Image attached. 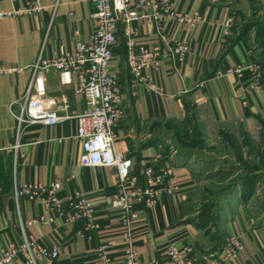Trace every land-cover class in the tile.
<instances>
[{"label":"crops","instance_id":"crops-1","mask_svg":"<svg viewBox=\"0 0 264 264\" xmlns=\"http://www.w3.org/2000/svg\"><path fill=\"white\" fill-rule=\"evenodd\" d=\"M25 2L0 1L5 14L0 18V65L19 71L0 76V248L19 243L21 224L32 222L24 228L26 235L57 247L59 252L56 259L38 264H99L96 247L103 242H113L110 258L115 264H122L120 214L105 203L106 197L116 193L115 172L81 166V142L73 140L74 120L54 127L31 125L18 133V123L13 117L20 111L19 104L32 75L30 66L37 56L42 53L43 57H49L59 49L73 52L76 40L87 41L94 30L91 20L94 11L88 0H39L44 9L41 13L14 15L24 8ZM235 2L174 0L176 10L195 14L199 21L191 31L172 27L165 41L157 38L151 23L143 20L135 23L137 43L150 51L157 48L162 55L166 54L167 47L175 41H187L191 49L177 70L163 58L156 78L162 95L151 93L144 85L132 86L122 30L117 34L119 42L109 69L119 74L127 112L115 130V149L131 157L134 174L155 161L172 169V177L159 187L161 195L154 207L147 210L140 204L133 206L137 215L132 225L134 245L142 262L156 258L164 264V251L170 242H175L179 250L191 247L196 264L220 262L219 252L224 243L217 244L212 234L205 235L184 210L197 187L195 164L168 155V141L160 126L182 125L192 114L199 113L202 122L237 125L254 141L264 135V72L258 85L246 71L236 72L247 63L251 53L264 66V46L255 43L258 24L234 42L235 8H245ZM56 3L58 6L53 9ZM252 3L258 14L264 13V0ZM46 92L57 105L66 106L69 115L85 110L83 99L72 88L62 86L56 72L47 77ZM17 141L18 149L9 151ZM52 182L61 184L57 193L61 212L54 216L53 222L40 223L39 218H48L50 214L41 205L16 200L13 188L15 184ZM171 182L173 190L165 191V184ZM76 192L87 196L95 208L98 229L91 241L78 234L83 222L67 221L70 209L66 198ZM226 210L228 217L222 218L216 232L224 239L238 236L244 250L236 259L223 264H264V225L257 224L250 202H243L235 193L226 202ZM12 264H24V259Z\"/></svg>","mask_w":264,"mask_h":264},{"label":"built area","instance_id":"built-area-1","mask_svg":"<svg viewBox=\"0 0 264 264\" xmlns=\"http://www.w3.org/2000/svg\"><path fill=\"white\" fill-rule=\"evenodd\" d=\"M3 1V0H0ZM15 1V0H8ZM174 0H88L93 9L91 20L93 32L87 41H75L74 51L55 50L49 57L42 53L31 64V79L25 94L19 104L20 111L13 114L18 133L27 126L44 125L54 127L67 120H74L76 132L74 141L81 142L82 153L80 164L84 168H109L115 172L117 183L116 193L105 198V203L111 209L119 212L123 231L122 264H160L154 258L150 262H142L134 245L132 225L137 215L133 206L143 205L145 208L154 207L161 195L159 187L172 177V169L165 164L155 161L143 167L138 173L132 172V159L129 155L115 149V130L125 117L126 108L119 86V74L111 72L113 51L119 40L120 29L123 33L126 49V66L133 87L144 85L151 93L162 95V89L156 84L163 58L168 59L177 70L184 64L191 52L187 41H175L167 47L166 54L159 49L148 50L136 41L138 31L135 23L146 21L153 25L155 35L160 41H165L168 31L174 26L186 27L189 31L195 28L199 18L195 14L182 13L174 8ZM58 6L55 4L54 8ZM43 7L39 0H26L22 10L14 15L35 16ZM0 7V18L4 17ZM54 12L51 14V27ZM261 63L252 53L244 66L236 72L246 71L252 81L258 85L261 81ZM17 69H8L0 65V76L18 73ZM58 73L60 84L72 88L85 102V110L80 114L69 115L66 106L57 105L47 96L46 80L51 73ZM155 81V82H154ZM18 141L9 151H16ZM165 191L173 190V183L165 184ZM13 197L16 200H26L32 205H41L50 214L48 218H39L40 223H51L54 216L61 212V200L57 193L61 184L52 182L50 185L26 183L15 184ZM69 206L70 223L83 222V228L78 233L80 238L91 241L93 233L98 229L95 223V208L89 198L81 193H73L66 198ZM32 222L21 224L22 239L19 243H9L0 248V264H12L19 258L24 264H38L52 261L59 256L58 248L47 246L39 239L28 236L24 228ZM164 251V264H196L193 249L189 246L182 250L175 242L168 243ZM113 242H103L96 247V260L99 264H115L110 258ZM244 250L238 236H228L220 248L219 264L236 259Z\"/></svg>","mask_w":264,"mask_h":264},{"label":"rangeland","instance_id":"rangeland-1","mask_svg":"<svg viewBox=\"0 0 264 264\" xmlns=\"http://www.w3.org/2000/svg\"><path fill=\"white\" fill-rule=\"evenodd\" d=\"M235 1L245 8H235L234 39L258 24L255 43L264 46V13L258 14L253 0ZM160 127L168 141V155L195 164L197 187L184 210L205 235L212 234L217 244L225 242L216 231L222 218L228 217L226 202L249 189L251 198L243 202H250L257 224L264 225V135L254 141L237 125L202 122L199 113L185 124Z\"/></svg>","mask_w":264,"mask_h":264},{"label":"trees","instance_id":"trees-1","mask_svg":"<svg viewBox=\"0 0 264 264\" xmlns=\"http://www.w3.org/2000/svg\"><path fill=\"white\" fill-rule=\"evenodd\" d=\"M245 34H243L241 37L236 38L234 40V42L236 43L238 40H240L241 38H243V36H245ZM251 195H252V190L249 189V190L243 191V193H241V196L240 197H241V200L242 201H247L248 199L251 198Z\"/></svg>","mask_w":264,"mask_h":264}]
</instances>
